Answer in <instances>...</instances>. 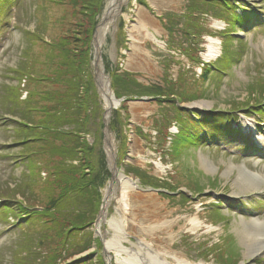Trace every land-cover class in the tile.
Returning a JSON list of instances; mask_svg holds the SVG:
<instances>
[{
    "label": "rangeland",
    "instance_id": "1",
    "mask_svg": "<svg viewBox=\"0 0 264 264\" xmlns=\"http://www.w3.org/2000/svg\"><path fill=\"white\" fill-rule=\"evenodd\" d=\"M244 1L256 11L264 9V0ZM104 7L105 0H0V38L10 33L11 20L19 25L15 31H11L0 49V117L12 118L9 111H14V105H17V110L24 108L10 97L11 88L19 90L21 100L26 99L28 90L31 89L63 94L65 85L68 84L65 79L71 77L72 72L77 75L81 73L85 80L88 75H94L91 57L96 28ZM137 7L143 8L147 17L157 21L162 29L160 46H154L150 41L145 44L150 54L145 53L148 57L132 47L128 35V26L135 21L137 23ZM191 7L201 11L205 17L203 27L206 34H203L200 42V46L205 49L200 54L205 58L211 40L218 39V55L221 54V33L224 29H246L238 32L241 38H226L230 41V54H227V59L221 65L226 68L227 74L215 72L207 79H200L199 66L177 50L184 39L172 34L170 22L175 24L185 21L182 16ZM238 10L240 11L239 8ZM122 12L115 18L102 46L103 62L113 90L117 87L113 86V79L118 76L129 77L144 86H162L166 78L175 80L186 72L190 77L191 87L181 90L184 106L198 110L217 108L223 111L249 104L251 96L260 87L264 92V24L247 28L233 12H225L206 1L197 0H128L123 5ZM226 17L230 20L227 21ZM129 18L131 23L128 22ZM260 19L262 22L264 17L261 16ZM232 22L236 24L230 25ZM48 46L56 47L57 50H48ZM239 52L240 59L236 61L235 54ZM63 63L71 65L65 66ZM21 66H32L31 70L36 72L38 83L33 82L29 84V88L24 87L25 80H20L16 73V69ZM92 84L91 88L80 86V93L88 100L85 107L78 108V111L84 109L83 119L87 123L86 128L79 133L83 146L77 147L69 156L60 155L54 159L61 169L57 173V179L49 175L44 165L43 170L36 171L38 177L35 179L24 177L25 173H30V168L27 167L30 164H17L18 160L21 162L23 147L14 142L16 126L10 124L2 127L3 120L0 121L2 195L23 198L30 204L47 203L50 194L56 197L59 188L61 191L64 189L65 183L79 178L77 171L73 170L76 167L80 172H88V178L95 180L91 185L100 192L99 199L94 203L96 215L91 221L92 226L84 228V233H92V236L87 237L88 240L92 239L91 247L69 260L58 259V264H69L74 260H79V264H101V258L105 264H109L111 255L106 251L105 240L114 237L113 223L120 220L114 200L106 211L101 228L97 227L103 210L104 191L113 180V170L109 168L112 165L104 144L105 107L95 78ZM94 90L98 93L99 105L94 99ZM147 97L150 99L146 101H142L141 97H133L116 108L111 114L109 129L118 153L115 167L138 181L137 190L147 194L155 193L162 205L156 211L157 217L174 224L171 234L159 235L171 237V252L194 263L264 264V247L259 252H251L252 256L247 253L254 246L247 235L256 231L264 232V141H260V145L255 147L252 142L243 138H228L222 129L214 142H211L209 133H206L205 144L188 146L181 153L167 154L164 150L169 149V144L159 145L155 141L156 127L157 124L164 125V116L168 113L173 116L175 110L168 107L167 103H160L156 97ZM133 103L137 104L138 116H134ZM56 106L58 104L54 103L50 107ZM75 111L72 109V117ZM255 119H258L255 115L243 117L238 127L245 130L249 123L256 124ZM173 120L175 119L172 122ZM216 120L221 124L225 119L224 116H218ZM68 125L66 124V130H74L73 124ZM262 125L261 139H264V124ZM171 130L176 132L177 129ZM69 138L65 136L59 142L61 151L71 144ZM5 143H12L11 146L7 145L11 148L4 149ZM12 152L15 154L12 155ZM169 177L170 182L162 183ZM29 180L33 186L28 185L27 189L24 184ZM251 180L256 185L246 188V183ZM152 181L157 183L150 185ZM162 185L171 186L173 190L166 188L161 193L151 189L152 186L163 187ZM94 187L92 189L95 191ZM32 191L41 197L35 194L34 198ZM218 200L222 203L213 204ZM214 208H219V212L212 211ZM197 216L203 225L193 231L190 220ZM6 223L1 220L0 232L7 229ZM37 230H32L28 225L4 234L0 238V264H17L16 260L21 264L28 263L26 257L31 258L27 256V251L35 246L32 241ZM144 235H133L130 238L135 242L139 238L143 239ZM127 245L131 246L129 243ZM161 248L165 249L163 246ZM96 249H100V253L90 258L89 253ZM139 255L144 259L147 257L145 250L139 251ZM52 263L56 264L54 261ZM112 264L115 263L112 261Z\"/></svg>",
    "mask_w": 264,
    "mask_h": 264
},
{
    "label": "trees",
    "instance_id": "2",
    "mask_svg": "<svg viewBox=\"0 0 264 264\" xmlns=\"http://www.w3.org/2000/svg\"><path fill=\"white\" fill-rule=\"evenodd\" d=\"M197 1H206L208 4L222 8L225 12H233L238 16L240 22H243L240 16L235 13L231 2L228 0ZM182 18L185 21H179L175 24L170 22L173 29H175L174 32L171 28L172 34L174 35L175 33V35L177 34L176 37L182 36L184 39L177 50L180 54L189 57L190 60L198 65L202 61L200 55V51L202 50L200 42L205 31L203 27L205 17L201 11L195 7H191ZM226 19L227 21L230 20L229 17H226ZM235 24L236 23L230 25ZM223 34L225 38L223 39V53L221 58L212 65H206L200 79H207L215 72L226 71V68L221 65V62L223 63L224 59H227V54H230L228 48V43L230 41L226 39H229L230 35H228L229 33ZM55 46H57V44ZM55 48L56 47L48 46L47 49L51 51L57 50ZM63 64L65 66L71 65L70 63ZM53 65L56 66L55 63H53ZM31 67L26 68L21 66L16 70V73H18L17 77H19L20 80H26L27 88H29L30 83H38L39 80L38 77L35 76L36 72L31 70ZM69 74H71V72ZM189 79L190 77L186 72L175 80L166 78L162 86L159 84L144 86L134 79L123 76H118L113 79V86H117L114 90L116 96L118 98H126L123 103L132 100L133 97L153 96L159 99L160 103H167L168 107L175 110L174 112L176 115L174 114L171 116L172 114L170 113L166 114L164 116L166 118L164 119L165 124H157L156 127L157 134L155 135V141L158 142L159 145H164L167 143L169 134L168 128L172 119L180 123V133L175 137L169 149L164 150L165 152L167 151V154H172L174 152L181 153L182 149L188 146H198L196 138L199 137V130L203 127H208L213 134H218L222 129L224 131L228 128L225 123L220 124V122L216 120V117L222 116L221 112L212 113L208 122H196L190 113H188L187 109L182 106L184 100L181 90L183 91L191 87L189 85ZM65 80L68 84L65 85L66 90L63 94L56 91L45 92L40 89L35 91L31 89L28 90V97L25 100H21V93L19 90L15 88L10 89V97H13V101L24 107L17 110V105H14V113L12 111L9 112L19 120L14 130L15 142L23 147L21 154L26 158V163L30 164V166H27L30 168V173H25L24 175L26 179H35L37 176L36 171L43 170V165L47 168L49 175L57 179V177H59L57 173L61 169L56 165L54 159L60 155L62 157L69 156L75 152L74 150L77 147L83 146V141L79 133L84 127L86 128L87 123L83 119L84 109L81 107L82 109L78 111V108L79 106L85 107L88 100L85 98L86 96L80 93V86H88V88H91L93 86L92 80H94V75L90 77L88 75V79L85 80L81 73L77 75L72 72V76L67 77ZM257 95L264 97V92L261 87L256 89L251 99H256ZM93 96L99 105L100 101H98L97 98L98 93L95 90ZM54 103L58 104V107H50ZM72 109L76 110L73 112V117L71 116ZM66 124H73V126H75L74 130H66ZM189 126H193L195 132H189ZM65 136L70 137L69 141L71 144L69 143V145L61 151L59 142H62ZM59 151L61 152L59 153ZM46 159L47 163H45ZM73 170L77 171L76 174H79V178L74 179V181L70 183H65L64 189L61 191L59 188L60 191L57 193L56 197L50 194L47 203H34L36 206L41 207V209L36 210L35 214L27 215L29 227L32 228V230L35 228L38 230L35 231V236L32 241L35 246H32V248L30 247L27 251V256L31 259L26 257L29 262L25 264H53L52 261L58 264V259L60 261L69 260L91 247L92 239L89 238L88 240L87 237L92 233H84V228L92 226L93 222L91 221L94 220L93 218L96 215L94 203L96 204V201L99 199L100 192L97 191L96 187L91 185L94 184L95 180L93 178H88V172L85 171V169L84 173L80 172L78 167L73 168ZM148 179H150L149 176ZM169 179H167V181L164 180L162 183L166 184V182H170ZM29 181L30 182L27 181L24 184V187L27 189H29L28 185L30 187L33 186L32 181ZM156 183L157 182L154 183L152 181L150 185ZM93 187L95 191L92 189ZM98 187H101V185H98ZM163 187L170 191L173 190L171 186L164 185ZM32 193L35 198L36 192L32 191ZM36 196L41 197V195L38 194H36ZM64 196L65 198H63ZM36 225H38V227H35ZM91 256L92 255H89L90 258ZM101 261V264H105L102 258ZM15 262L21 264L18 260ZM69 264H79V260H74Z\"/></svg>",
    "mask_w": 264,
    "mask_h": 264
},
{
    "label": "bare ground",
    "instance_id": "3",
    "mask_svg": "<svg viewBox=\"0 0 264 264\" xmlns=\"http://www.w3.org/2000/svg\"><path fill=\"white\" fill-rule=\"evenodd\" d=\"M128 0H105V7L100 19V25L95 35V44L92 52V64L97 59V48L103 46L105 38L109 32L111 25L115 20V15ZM136 5V3H135ZM128 22H132L129 18ZM136 22V21H135ZM131 23L128 26V35L132 47L137 48V52H141L144 56L150 55L145 44L152 42L154 46H160V34L162 32L159 23L147 17L143 8L137 7V23ZM217 40H211L209 44L207 59L215 58L219 53V43ZM146 53V54H145ZM100 97L105 107V116L108 121L106 127L105 143L109 155V161L113 170V180L105 189L103 195L102 214L97 221V227L101 228V223L105 220L106 211L112 201H116L115 209L120 220L113 223L115 235L111 239L105 240L106 251L111 255L109 261H114L115 264H203L194 263L177 253L171 252L169 241L171 237H162L159 234H171L174 229V224L166 219H159L156 211L162 208L158 201V196L155 193L147 194L137 190L138 181L134 177L127 176L124 171L118 170L114 162L117 159V149L114 146V141L109 129V123L112 112L120 107L112 95V90L109 88L105 77L100 76ZM146 101V100H142ZM117 105V106H116ZM136 103L132 104L134 116H138ZM137 119L139 117H136ZM134 150V148H133ZM134 153L135 150H134ZM160 166V165H159ZM248 181L246 188L253 187L256 184ZM236 184V183H235ZM255 190V189H254ZM240 194V193H237ZM117 221L116 219H113ZM258 220V219H256ZM191 230L196 231L202 227L199 216L193 217L191 220ZM145 234L144 238L138 241H132L130 237L133 235ZM250 242L254 243L252 249L247 253L252 256L251 252L261 250L264 247V232L256 231V233L247 235ZM129 243L131 246H128ZM263 243V245H261ZM259 245L261 247L258 249ZM165 249H162L161 247ZM134 247V248H133ZM136 247V249H135ZM161 248V249H159ZM145 250L147 257L144 259L139 255V251Z\"/></svg>",
    "mask_w": 264,
    "mask_h": 264
},
{
    "label": "water",
    "instance_id": "4",
    "mask_svg": "<svg viewBox=\"0 0 264 264\" xmlns=\"http://www.w3.org/2000/svg\"><path fill=\"white\" fill-rule=\"evenodd\" d=\"M122 11H123V6H121V8L119 9V11L115 15V18L119 17L123 13ZM99 25H100V23L97 25L96 33H97V30H98ZM94 44H95V37H94ZM96 57H97L96 62H94V64H93V67H94V78H95V81H96V85L98 86V89H100L99 83H100V76L102 74L105 77V79H106V81L108 83L109 88L112 90V87H111V78H110L109 74L106 72V69H105V65H104V62H103V50H102V47L101 46L99 48H97V56ZM112 95L115 98V100H116V102H117V104L119 106L121 105V103L123 101H125V98L118 99L115 96V94H114L113 91H112ZM140 99L141 100H147V99H150V98L142 97ZM104 123H105L104 134H105V137H106V132H107L106 131V127L108 125V121L106 120V116L104 117ZM105 147H106V144H105ZM109 264H110V261H109Z\"/></svg>",
    "mask_w": 264,
    "mask_h": 264
}]
</instances>
